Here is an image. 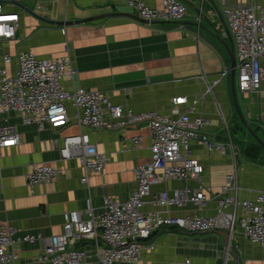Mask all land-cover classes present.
Returning <instances> with one entry per match:
<instances>
[{
	"label": "crops",
	"instance_id": "1",
	"mask_svg": "<svg viewBox=\"0 0 264 264\" xmlns=\"http://www.w3.org/2000/svg\"><path fill=\"white\" fill-rule=\"evenodd\" d=\"M18 1L22 5L15 4L13 8L22 17L20 40L6 43L12 54L32 51L42 58L56 57L64 51L65 45H69L78 72L73 78L64 79L66 87L70 90L80 86L98 89L113 103L134 111L157 110L171 115L174 98L187 96L190 101L197 100L192 116L202 115L210 121L203 131L220 141L231 138L238 147L237 155L233 156L230 150L226 153L209 150L201 138L193 140V155L204 166L201 179L211 184L214 191H219L225 175L236 168L239 197H254L258 190L264 189V149L261 147L257 158L245 154L249 143H259L242 119L259 135L261 132L264 140V82L260 91L241 92L236 87L234 95L230 51L231 47L235 49V43L222 11V0H182L188 8L184 20L155 24L140 19L137 11L127 5V0ZM144 1L152 6L162 2ZM226 1L231 7L264 2ZM38 2L43 6L40 12L36 10ZM26 8L64 24L46 23ZM62 29H66L65 34ZM16 68L14 61L10 70ZM226 69L228 75L211 84ZM235 79L237 82V70ZM209 86H212L210 90ZM180 108L185 111L187 105H180ZM0 116L16 124L23 134L18 145L2 148L0 156L3 184L0 221L14 225L17 236L58 234L63 231L67 211L83 210L91 203L99 213L107 196L126 201L137 188L135 168L151 157L152 137L146 124L93 130L80 128L71 121L61 128L48 126L40 130L35 124L24 123L18 112L1 113ZM80 130L89 132L98 149L109 156L105 172L91 173L88 183L81 181L85 170L80 162L76 159L60 162V151L54 144L56 139ZM138 135L142 142L135 146L132 138ZM34 163L56 164L63 172L31 191L26 174ZM188 185L195 188L198 181L191 179ZM184 186L182 180L164 181L153 186L152 192H172ZM151 200V196L146 197L145 211L157 209ZM169 213L214 215L217 203L211 198L202 206L192 203L172 206ZM152 237L156 247L146 249L136 264H264V248L245 237L240 224L231 236L226 230L192 234L176 227H165ZM77 247L87 253V263L101 264L93 242L82 240ZM41 253V243L24 241L19 249L20 262L42 264ZM114 264L132 263L118 261Z\"/></svg>",
	"mask_w": 264,
	"mask_h": 264
},
{
	"label": "built area",
	"instance_id": "2",
	"mask_svg": "<svg viewBox=\"0 0 264 264\" xmlns=\"http://www.w3.org/2000/svg\"><path fill=\"white\" fill-rule=\"evenodd\" d=\"M15 1L18 0H0V114L18 112L24 123L35 124L40 130L48 126L61 128L71 121L80 128L93 130L146 124L152 143L150 159L135 168L137 188L126 201L107 196L99 213L91 203L86 209L67 211L63 231L51 236L42 233L17 236L14 225L0 221V264H21L19 249L24 241L41 243L39 260L42 264H89L87 253L77 247L82 240L95 244L101 264L118 261L136 264L146 249L156 247L152 236L165 227L192 234L226 230L231 236L240 224L245 237L264 248V189L258 190L254 197H239L236 168L225 175L219 191H214L211 184L201 179L204 166L193 155V140L201 137L209 150L223 153L230 150L233 156L237 155L238 147L231 138L220 141L203 131L210 121L202 115L192 116L197 100L176 97L171 115H165L157 110L134 111L115 104L98 89L84 86L68 89L64 79L73 78L78 72L69 45H65L59 56L49 58L39 57L32 51L14 55L6 47V43L20 40L22 17L13 8ZM127 5L148 23L182 21L188 13L182 0H162L159 6L149 5L144 0H127ZM221 7L235 43L237 90L260 91L264 82V2L231 7L222 0ZM42 8L38 2L36 10L40 12ZM62 33L65 34L66 29H62ZM14 61L17 68L11 71ZM228 72V69L222 71L211 84L218 83ZM180 105H187L186 110L182 111ZM22 138L18 126L0 116V156L2 148L18 145ZM132 141L135 146L140 145L142 137L135 136ZM54 144L59 148L60 162L73 159L80 162L85 170L83 183H88L91 173L105 172L109 156L98 149L89 132L80 130L65 135ZM62 172L63 168L56 164L34 163L26 174L27 185L34 191ZM191 179L198 181L197 187H189ZM170 180H182L185 186L172 192H152L153 186ZM2 188L0 181V191ZM148 196L157 209H143ZM211 198L217 203L214 215L169 213L172 206L190 203L202 206Z\"/></svg>",
	"mask_w": 264,
	"mask_h": 264
},
{
	"label": "water",
	"instance_id": "3",
	"mask_svg": "<svg viewBox=\"0 0 264 264\" xmlns=\"http://www.w3.org/2000/svg\"><path fill=\"white\" fill-rule=\"evenodd\" d=\"M15 3L17 5H22L19 1H15ZM214 6L216 8V10L219 12V14H221V11H220V8L218 7V5L216 3H214ZM28 12H30L31 14H33L36 18L46 22V23H50V24H55V25H58V24H64L63 23H59L58 21H54L50 18H47L45 16H42L38 13H36L34 10L30 9V8H26ZM225 25L227 26L223 16L221 15ZM146 23H148L147 21H145ZM154 24L155 23H158V22H153ZM228 27V26H227ZM230 57H231V81H232V90H233V93L234 95H236V79H235V76H236V56H235V49L234 47L232 48L231 47V51H230ZM243 119V122H244V125L246 126V128L248 129V131L253 135V137L257 140V142L261 145V147L264 149V140L260 137V135L258 134V132L253 129L249 124L248 122L244 119ZM201 138V137H200Z\"/></svg>",
	"mask_w": 264,
	"mask_h": 264
},
{
	"label": "trees",
	"instance_id": "4",
	"mask_svg": "<svg viewBox=\"0 0 264 264\" xmlns=\"http://www.w3.org/2000/svg\"><path fill=\"white\" fill-rule=\"evenodd\" d=\"M260 149H261V146L259 144L252 142L248 144V147L245 150L246 152L245 154L247 156L257 158L259 156Z\"/></svg>",
	"mask_w": 264,
	"mask_h": 264
},
{
	"label": "rangeland",
	"instance_id": "5",
	"mask_svg": "<svg viewBox=\"0 0 264 264\" xmlns=\"http://www.w3.org/2000/svg\"><path fill=\"white\" fill-rule=\"evenodd\" d=\"M260 135L263 137V134L260 132Z\"/></svg>",
	"mask_w": 264,
	"mask_h": 264
}]
</instances>
